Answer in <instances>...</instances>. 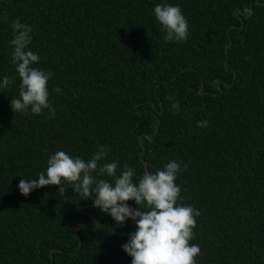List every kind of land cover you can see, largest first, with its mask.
Instances as JSON below:
<instances>
[{
    "label": "trees",
    "instance_id": "1",
    "mask_svg": "<svg viewBox=\"0 0 264 264\" xmlns=\"http://www.w3.org/2000/svg\"><path fill=\"white\" fill-rule=\"evenodd\" d=\"M0 264H264V0H0Z\"/></svg>",
    "mask_w": 264,
    "mask_h": 264
},
{
    "label": "water",
    "instance_id": "2",
    "mask_svg": "<svg viewBox=\"0 0 264 264\" xmlns=\"http://www.w3.org/2000/svg\"><path fill=\"white\" fill-rule=\"evenodd\" d=\"M82 210V209H81ZM78 228H80V226L79 225H76L75 226V229H78ZM40 258H41V256H39Z\"/></svg>",
    "mask_w": 264,
    "mask_h": 264
}]
</instances>
